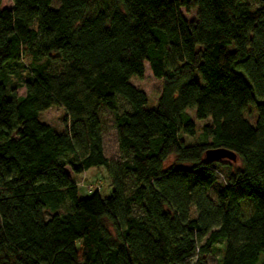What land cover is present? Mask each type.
I'll return each instance as SVG.
<instances>
[{"label":"trees","instance_id":"obj_1","mask_svg":"<svg viewBox=\"0 0 264 264\" xmlns=\"http://www.w3.org/2000/svg\"><path fill=\"white\" fill-rule=\"evenodd\" d=\"M51 2L0 1V264H206L218 242L220 264H264V3ZM146 65L162 83L151 109L130 82ZM11 67L28 71L24 95ZM53 104L61 131L38 120ZM101 110L118 160L104 156ZM216 147L239 165L206 161ZM97 167L110 195L78 197L71 175Z\"/></svg>","mask_w":264,"mask_h":264},{"label":"rangeland","instance_id":"obj_2","mask_svg":"<svg viewBox=\"0 0 264 264\" xmlns=\"http://www.w3.org/2000/svg\"><path fill=\"white\" fill-rule=\"evenodd\" d=\"M1 7L10 6L12 0H0ZM58 4V0H52L51 7L55 8ZM180 13L186 20H192L194 18V12L189 15H186L183 9H180ZM234 45L231 44L227 47L228 51H232ZM29 61L28 58L23 59V63L27 64ZM5 80L6 82L12 83L16 89L15 93L20 96L24 95V87L22 85L23 80L27 77L28 71L25 68H15L11 67L5 70ZM130 82L144 92L147 97V103L145 105L146 109H151L155 107L156 100L161 92L162 83L160 79L155 78L149 66H145V70L143 76L141 78L132 77ZM128 109L127 105L124 102H120V110ZM190 115L195 120L192 112ZM101 120H102V129H101V137H102V148L104 156L111 160H118L121 156L118 147H117V138L116 132L112 126L111 122V114L106 110H101L100 112ZM243 116L248 120L251 124L254 123V119L256 118V112L253 105H248L243 111ZM65 117V109L58 105L53 104L48 109L40 112L38 114V120L42 123L50 125L54 130L61 131L63 129V122ZM209 122L206 120H195L196 126L199 128L202 124ZM181 139L186 144L193 143L197 141L196 137H188L186 135L181 134ZM228 159H222V161H227ZM234 165H239V161H235ZM66 171L70 173L69 169L66 167ZM71 178L76 182L78 189V197L83 198L90 196L93 192L97 191L101 198H105L111 193V181L110 177L104 167H97L89 169L79 175H71ZM224 184V170L218 169V178L216 183L210 190V195L214 197L215 190L220 188ZM245 213H249V204H243ZM50 214H47L49 216ZM222 249L223 244L221 242L216 243L213 252L207 257L206 264H220L222 258ZM259 264V262L257 263Z\"/></svg>","mask_w":264,"mask_h":264},{"label":"water","instance_id":"obj_3","mask_svg":"<svg viewBox=\"0 0 264 264\" xmlns=\"http://www.w3.org/2000/svg\"><path fill=\"white\" fill-rule=\"evenodd\" d=\"M264 3V0H261ZM204 159L208 162H217L222 159H228L230 161H235L236 156L233 152L224 148H208L204 151Z\"/></svg>","mask_w":264,"mask_h":264},{"label":"crops","instance_id":"obj_4","mask_svg":"<svg viewBox=\"0 0 264 264\" xmlns=\"http://www.w3.org/2000/svg\"><path fill=\"white\" fill-rule=\"evenodd\" d=\"M12 3H11V5L10 6H4V7H6V8H12ZM3 7V6H2ZM90 169H92V168H90ZM89 170V169H88ZM87 171V170H86ZM85 172V171H84Z\"/></svg>","mask_w":264,"mask_h":264}]
</instances>
